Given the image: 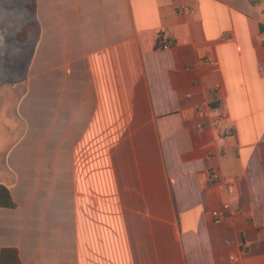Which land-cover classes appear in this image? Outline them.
<instances>
[{"label":"crops","instance_id":"crops-1","mask_svg":"<svg viewBox=\"0 0 264 264\" xmlns=\"http://www.w3.org/2000/svg\"><path fill=\"white\" fill-rule=\"evenodd\" d=\"M36 9L26 78L5 91L25 83L28 131L53 83L51 126L35 132L32 160L26 133L0 159L17 205L0 208V252L22 264H264V0Z\"/></svg>","mask_w":264,"mask_h":264},{"label":"rangeland","instance_id":"rangeland-1","mask_svg":"<svg viewBox=\"0 0 264 264\" xmlns=\"http://www.w3.org/2000/svg\"><path fill=\"white\" fill-rule=\"evenodd\" d=\"M30 21V14L22 0H0V159L26 133L28 137L23 146H26L25 155L28 153V159L32 160L36 133L42 137L51 126L52 116L48 110L50 103L44 109L42 101L43 97L48 101L54 99V93L49 90L54 89L53 83L45 87L41 85L38 110L34 119L30 120L28 131L26 122L19 117L17 111L25 83L13 92L7 94L5 91L11 84L26 78L33 41L39 31L35 25L26 29ZM49 145L53 147V142ZM47 149L49 150L48 146ZM25 155H18L22 162L23 159L26 161Z\"/></svg>","mask_w":264,"mask_h":264},{"label":"trees","instance_id":"trees-1","mask_svg":"<svg viewBox=\"0 0 264 264\" xmlns=\"http://www.w3.org/2000/svg\"><path fill=\"white\" fill-rule=\"evenodd\" d=\"M25 4L26 10L30 14V23L26 29L32 28L34 25L37 26V9L36 0H22ZM26 32V31H25ZM16 202L10 192V190L0 185V208H16ZM0 264H22L19 252L15 248H4L0 252Z\"/></svg>","mask_w":264,"mask_h":264},{"label":"built area","instance_id":"built-area-1","mask_svg":"<svg viewBox=\"0 0 264 264\" xmlns=\"http://www.w3.org/2000/svg\"><path fill=\"white\" fill-rule=\"evenodd\" d=\"M163 47H170L172 45V40H166L164 43H162ZM212 178L215 181H219L220 176L218 173L214 172L212 173ZM215 217L219 220V217L221 216L220 213H215Z\"/></svg>","mask_w":264,"mask_h":264}]
</instances>
